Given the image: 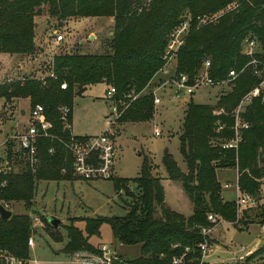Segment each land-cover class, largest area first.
Instances as JSON below:
<instances>
[{"label": "trees", "instance_id": "obj_1", "mask_svg": "<svg viewBox=\"0 0 264 264\" xmlns=\"http://www.w3.org/2000/svg\"><path fill=\"white\" fill-rule=\"evenodd\" d=\"M45 6L51 16L65 20L112 17L114 32L109 51L60 53L54 56L52 67L43 78L29 76L0 84L5 110H11L19 99L26 98L31 109L38 104L44 106L46 121L51 124L49 136L39 140L40 162L36 169L22 161L18 171L7 177L6 187L0 189V203L12 212L11 205L16 202L33 206L39 182L77 178L73 155L66 147L72 136L81 137L72 131L74 97L90 85L106 83L108 88H116L117 100L125 99L129 103L131 97L127 95L141 94L164 67L167 39L188 17L192 18V27L178 51L176 73L186 74L189 83L194 82L208 60L209 74L216 82L227 79L232 69L240 71L251 59L243 53L245 40L249 38L257 40L260 51L255 55L264 61V0H0V53H35L36 17L43 13ZM212 14H217L214 21L198 25L199 16ZM258 81L251 71H246L230 83L232 90L221 95L216 105L193 100L188 103L180 135L188 171L183 172L168 151L164 152L162 162L169 177L181 180L190 197L193 206L190 216L166 204L161 178L152 173L153 165L145 158L139 177L115 180L118 192L131 196L128 212L123 216L87 217L84 229L67 225L64 252L68 255L78 251L100 253L89 238L100 236L102 224L108 223L118 242L141 245L138 257H119L114 264H175L178 257H183L179 264H234L203 261L199 245L209 239L203 229L216 227V222L208 219L211 213L240 230L253 223L248 209L240 217L236 200L222 197L217 170L237 168L242 193L257 196L262 188L264 102L255 99L247 105L243 116L250 127L245 130L238 150L223 146L234 137L235 109ZM64 83L66 89L62 88ZM8 102L11 108L7 107ZM64 106L71 108L66 119L61 110ZM221 108L224 112L218 114L216 111ZM154 111L153 96L141 94L129 104L118 122L149 121ZM132 183L137 185L138 194L132 191ZM257 217L264 224V205ZM33 230L29 214L13 212L9 219L0 215V246L18 257L30 258L28 241ZM52 236L56 241H63V236ZM263 249L264 246L250 253L244 264Z\"/></svg>", "mask_w": 264, "mask_h": 264}, {"label": "rangeland", "instance_id": "obj_2", "mask_svg": "<svg viewBox=\"0 0 264 264\" xmlns=\"http://www.w3.org/2000/svg\"><path fill=\"white\" fill-rule=\"evenodd\" d=\"M185 14L189 15L187 11ZM36 18L35 53L31 55L0 53V84L29 76L43 78V74L52 67L54 56L60 53L80 51L101 54L110 49L109 44L114 32L112 17H80L65 20L51 16L48 6H45L43 13ZM56 30L64 36L63 40H55ZM176 64L177 61L173 60L167 64L168 72L162 71L157 74L154 78V89L162 81L164 83L178 75ZM201 70L203 66L199 69L194 82L200 78ZM108 87L106 83L90 85L84 93L74 97V134L88 137L99 135L106 130V117L112 111V102L107 97ZM232 87L230 83L223 86L202 85L193 95H186L182 99H174L172 97L174 88L167 87L165 91L158 93L163 96V102L159 105L154 104L153 119L119 122L116 126L114 179L86 180L76 175L77 178L73 180L41 181L38 183L32 207L25 206L24 202L12 204L14 213L29 214L31 219L35 216L41 218V223H36L31 235L35 246L30 248L32 258L30 264H84L75 261L72 257L74 254L68 255L63 250L68 241L66 226L74 224L84 229V219L87 217L125 215L128 212V203L132 199L124 191L118 192L115 180L139 177L145 158H148L153 165L152 173L161 178L166 204L171 209L190 216L193 212L190 197L184 191L181 180H172L169 177L162 162L163 155L168 151L180 169L187 172V163L181 152L180 135L188 103L193 100L200 104L216 105L220 96L229 93ZM15 104L16 106L11 110H5V99L0 98V141L5 139L7 133L19 128L24 129L30 124V100L21 98ZM157 130L160 135L156 134ZM217 175L222 184V197L225 200H236L238 203L244 194L238 190V169L220 168L217 170ZM262 181L259 194L251 195L255 201L253 204L238 203L239 216H242L244 209H248L253 223L248 228L240 230L220 218L208 235L210 257L206 258L207 262L244 264L247 254L256 244H260L257 247L264 246V224L259 223L257 217V213L264 205V177ZM226 183L229 184L228 187L225 186ZM131 188L138 194L139 190L135 183L131 184ZM159 214L157 213V216H160ZM47 217L61 220L59 226L48 223ZM100 231V236L92 235L89 238L98 249L102 244H108L120 255V258L124 259H134L141 254L140 244L124 245L118 242L108 223H103ZM52 235L63 236V241H56ZM248 264H264V249L262 253L251 258Z\"/></svg>", "mask_w": 264, "mask_h": 264}, {"label": "built area", "instance_id": "obj_3", "mask_svg": "<svg viewBox=\"0 0 264 264\" xmlns=\"http://www.w3.org/2000/svg\"><path fill=\"white\" fill-rule=\"evenodd\" d=\"M213 15L199 16L197 18V23L199 26L215 20ZM192 18L188 17L179 26H177L174 31L169 35L167 39V45L164 54V60L166 61V66L161 68L149 82L147 87L143 90L141 94H151L154 99V104L159 105L163 102V96L159 95V92H163L167 87H173L174 91L172 97L174 99H182L186 95H193L202 85L215 86L231 83L234 81L241 73L246 71H251V73L257 77L259 80L256 85H254L241 99L238 107L234 111L235 121H234V137L232 139L226 140L223 144L225 148H234L238 150L240 143L243 141V134L245 130L250 127L249 121L243 116V113L252 101L255 99H260L264 102V61L256 57V53L260 51V46L256 39L249 38L245 40V46L243 53L251 56V59L241 68L240 71L232 69L229 72L227 79L222 81H214L209 74L210 61H206L203 65L202 74L199 79H197L193 84L189 83V78L186 74H178L170 80L153 88L154 78L159 72H168L169 68L167 64L171 63L173 60L177 61V54L182 45H184L187 36L190 33L192 27ZM55 40L61 41L64 36L55 31ZM231 85V84H230ZM63 89L67 88V84L62 85ZM117 90L115 87L111 86L107 89V97L112 102V111L107 115V128L104 132L99 135L92 136H72L71 140L66 143V147L73 155L74 158V171L75 174L86 180L93 179H111L114 177V162L116 159V142L115 133L116 126L119 124L118 119L122 113L127 109L129 104L136 100L141 94H129L131 97L128 103L125 99L117 100L116 98ZM11 103H7V107L11 108ZM62 114L64 119L69 115L71 108L69 106H64L62 109ZM45 108L43 105L38 104L31 109L30 124L21 130H15L8 133L3 141H0V189L6 187L8 184V176L12 172H17L19 165L24 162H29L31 166L36 169L39 165V140L42 137L49 136V129L51 124L46 121L44 115ZM218 114H222L224 109H217ZM1 118V115H0ZM157 135L160 132L156 131ZM53 152V150H51ZM20 159V160H19ZM226 187L229 186L228 183L225 184ZM240 192V188L238 189ZM254 203L251 195L244 193L242 198L239 199L238 203ZM8 208V206L6 205ZM208 219L212 222H219L217 216L213 213L209 214ZM33 226L36 223H41V218L35 216L32 219ZM213 229L204 228L203 234L209 235ZM28 244L30 248L35 246V241L33 237H30ZM122 244V243H121ZM202 250L203 261H206V256L209 250L208 240H205L199 245ZM100 253H91L86 251H78L72 256L75 261L82 262L84 264H114L116 260L119 259V254L108 244H102L99 248ZM37 262V260H33ZM183 261V257L175 258L174 263L179 264ZM32 258L18 257L12 254L9 250L4 249L0 246V264H30ZM207 262V261H206Z\"/></svg>", "mask_w": 264, "mask_h": 264}, {"label": "water", "instance_id": "obj_4", "mask_svg": "<svg viewBox=\"0 0 264 264\" xmlns=\"http://www.w3.org/2000/svg\"><path fill=\"white\" fill-rule=\"evenodd\" d=\"M23 112L25 113V111ZM0 215L4 219H9L13 215V212L10 209H8L6 206L0 203ZM47 221L53 224L54 226H59L61 222V220L57 218H53V217H50V218L47 217Z\"/></svg>", "mask_w": 264, "mask_h": 264}, {"label": "crops", "instance_id": "obj_5", "mask_svg": "<svg viewBox=\"0 0 264 264\" xmlns=\"http://www.w3.org/2000/svg\"><path fill=\"white\" fill-rule=\"evenodd\" d=\"M36 22H37V18H36ZM5 54H8V53H5ZM19 68H20V66H19ZM23 111H25V110H23ZM22 111V112H23ZM26 113V112H25ZM24 112H23V114H25ZM21 129H23V128H21ZM20 128L19 129H16V130H21ZM72 131H73V124H72ZM10 133V132H9ZM74 133V132H73ZM8 134V133H7ZM6 134V135H7ZM76 135V134H75ZM5 138V137H4ZM260 244L258 243V244H256V246L254 247V248H252L251 250H250V252L247 254V255H249L250 253H253L255 250H257L258 248H260V247H257V246H259ZM257 248V249H256ZM207 257H210V254H208L207 256H206V258ZM206 261H207V259H206ZM209 262H215V261H209Z\"/></svg>", "mask_w": 264, "mask_h": 264}]
</instances>
